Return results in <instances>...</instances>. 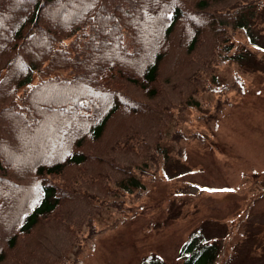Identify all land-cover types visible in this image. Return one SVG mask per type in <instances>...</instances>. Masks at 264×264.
<instances>
[{"label":"trees","instance_id":"obj_1","mask_svg":"<svg viewBox=\"0 0 264 264\" xmlns=\"http://www.w3.org/2000/svg\"><path fill=\"white\" fill-rule=\"evenodd\" d=\"M263 3L0 0V264H81L84 227L94 234L109 209L137 215L145 177L168 156V126L188 122L206 93L214 112L200 116L212 121L246 91L216 68L241 57L231 54L239 30L261 43ZM193 137L174 129L180 155ZM210 236L193 230L179 264H214Z\"/></svg>","mask_w":264,"mask_h":264},{"label":"rangeland","instance_id":"obj_2","mask_svg":"<svg viewBox=\"0 0 264 264\" xmlns=\"http://www.w3.org/2000/svg\"><path fill=\"white\" fill-rule=\"evenodd\" d=\"M262 5L255 13L261 43L239 30L233 36L231 54L241 57L216 68L221 82L242 76L246 91L231 95L220 119L200 116L214 112L210 102L215 104V95L206 93L202 104L190 110L188 122L174 121L168 126L161 145L169 153L158 177L144 179L148 188L141 199L144 207L137 215L106 210L97 218V231L92 235L84 227L87 238L81 264H138L151 254L167 264H179V249L196 229L220 243L214 264H264ZM130 86L126 88L136 91ZM172 99L179 97L175 94ZM175 128L197 131L204 138L193 137L180 155L179 145L171 139Z\"/></svg>","mask_w":264,"mask_h":264}]
</instances>
